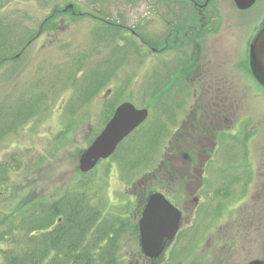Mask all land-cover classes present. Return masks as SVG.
I'll use <instances>...</instances> for the list:
<instances>
[{"label": "rangeland", "instance_id": "374dc122", "mask_svg": "<svg viewBox=\"0 0 264 264\" xmlns=\"http://www.w3.org/2000/svg\"><path fill=\"white\" fill-rule=\"evenodd\" d=\"M217 2L220 25L215 35L197 41L201 47L203 39L197 63L210 70L218 63L234 64L228 78L245 91L235 100L242 105L236 119L245 117L254 137L244 139L245 126L236 122L233 140L219 150L216 184L207 188L217 186L218 195L212 203L206 194L208 202L181 229L159 264H198L204 259L197 256L216 254L210 244L217 241L222 264L264 259V225L246 232L238 224L256 198L254 188L264 185V176L255 174L252 194L241 203L250 164L264 169V88L246 72L249 43L264 22V0L244 12L233 8L232 0ZM69 3L82 11L106 8L110 24L73 20L67 11L53 38L49 31L26 43L54 7ZM181 15L182 0H0V252L14 246L26 228L27 219L18 214L84 184L89 206L101 214L99 222L130 210V185L142 187L138 180L153 171L165 133L190 101V90L174 76L184 62L182 45L160 50L166 35L163 17ZM129 28L140 34V41ZM170 83L174 85L165 91ZM125 101L148 108L147 118L110 158L79 171V152ZM228 157L236 180L225 165ZM134 238L123 235L120 241L124 264L137 260L140 248ZM221 244L230 245L228 251L221 252Z\"/></svg>", "mask_w": 264, "mask_h": 264}, {"label": "flooded vegetation", "instance_id": "af4514ba", "mask_svg": "<svg viewBox=\"0 0 264 264\" xmlns=\"http://www.w3.org/2000/svg\"><path fill=\"white\" fill-rule=\"evenodd\" d=\"M232 3L233 8L238 12H244L251 7L239 9L235 5L234 0H232ZM218 7L217 0H182V15L168 20H164L163 17L161 21L164 23L166 35L160 50L168 49L170 44L172 46L182 45V60L184 62L174 76H176V80H182L185 83L186 89L190 90V101L187 104L185 112L173 119L169 132L165 133V140L159 153L161 157H156L157 159L153 162V171L145 173L144 177L146 179L142 178L138 180L137 185H142V187L136 188L135 184L129 187L130 201L128 202V207H130V210L127 211L125 216L131 217L136 226L137 234L134 239L138 246V220L151 194H162L172 206L180 211L179 228L175 237L168 244L169 246L176 240L181 229L183 231L184 227L190 225L188 221L198 213L202 204L208 202L206 194L210 196L213 203V199L219 193L217 186L212 187V190H208L207 188L209 183L214 182L216 184L214 172L217 170L215 166L218 162L219 150L224 144L228 147V142L233 140L234 137L235 124L241 121H237L236 114H238L237 111L242 108V105L236 103L235 100L236 97L239 98L241 94H245V91L244 89L242 92L238 90V85L228 78L229 71L233 70V63H218L212 70L208 68L202 69L197 63L203 39L200 40L201 47L197 41L201 38L215 35L219 28L221 18ZM101 8L82 11L78 8L76 9L72 3L64 5L63 8L54 7L50 11L49 16L45 17L40 23L37 32L29 37L26 43L29 44L31 41L40 39L44 33L49 31L47 33L49 38H53L59 28L58 24L63 22L60 16L67 11H69L70 18L73 20L88 18L92 24H96L97 22L110 24L111 20H107L109 18L107 17L106 8ZM262 23L259 29L264 25V22ZM129 31L134 37H138L140 41V34L135 33L130 28ZM154 52H158V50ZM17 56L18 54L13 57L16 58ZM247 66L248 70L246 72L251 75L248 60ZM173 85V83H170L165 88V91ZM110 117L111 115L107 118L105 124ZM241 119H243L241 121L242 125L245 126L243 138L250 142L254 135L250 136V129L246 127V118L242 117ZM95 136L91 137L89 144ZM110 156L107 158H110ZM107 158L102 160H107ZM225 165L230 168L228 173H231L232 178H234V167L230 157L227 158ZM250 170L251 175L241 203L252 194L251 186L255 179V174L258 177L264 176L262 166L254 168L250 164ZM234 180H236V177ZM254 190L257 193L256 198L252 197L255 198L253 204L249 206L248 211L240 217V222H238V224H242L246 232L254 231L264 225V185L262 184L256 189L254 188ZM214 204H216L217 210V201H214ZM235 220H237V217ZM218 244L219 241L215 244H210V249L216 254L219 252ZM219 247L220 251L223 252L228 251L225 248H230V245L221 244ZM138 253L135 264H159L163 254L158 257L149 258L144 256L140 250ZM215 255L197 256L198 259L199 257H203L204 259L203 261H198V264H222L220 262L221 259L218 260V255ZM206 259L209 260L206 261ZM254 259L264 260L262 258ZM254 259H250L249 261Z\"/></svg>", "mask_w": 264, "mask_h": 264}, {"label": "trees", "instance_id": "16d2710c", "mask_svg": "<svg viewBox=\"0 0 264 264\" xmlns=\"http://www.w3.org/2000/svg\"><path fill=\"white\" fill-rule=\"evenodd\" d=\"M87 189L84 184L18 214L28 222L15 245L1 250L2 264H124L120 241L123 235L136 236V226L128 216L99 222Z\"/></svg>", "mask_w": 264, "mask_h": 264}, {"label": "water", "instance_id": "95a60500", "mask_svg": "<svg viewBox=\"0 0 264 264\" xmlns=\"http://www.w3.org/2000/svg\"><path fill=\"white\" fill-rule=\"evenodd\" d=\"M255 0H234L239 9H247ZM248 64L252 77L264 87V25L257 31L249 45ZM148 116V108H135L129 102L120 103L92 142L79 152L78 169L87 172L99 160L106 159L118 143ZM180 211L162 194H151L138 220L139 248L149 258L161 255L178 231ZM247 264H264L254 259Z\"/></svg>", "mask_w": 264, "mask_h": 264}]
</instances>
